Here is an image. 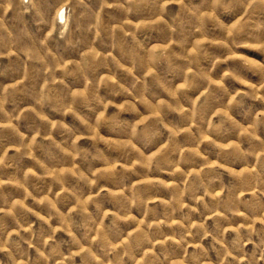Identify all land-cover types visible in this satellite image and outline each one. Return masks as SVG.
<instances>
[{"label":"rangeland","instance_id":"1","mask_svg":"<svg viewBox=\"0 0 264 264\" xmlns=\"http://www.w3.org/2000/svg\"><path fill=\"white\" fill-rule=\"evenodd\" d=\"M0 264H264V0H0Z\"/></svg>","mask_w":264,"mask_h":264}]
</instances>
